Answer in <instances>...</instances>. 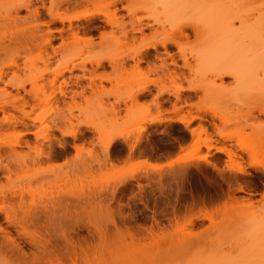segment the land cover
I'll use <instances>...</instances> for the list:
<instances>
[{"label":"rangeland","instance_id":"rangeland-1","mask_svg":"<svg viewBox=\"0 0 264 264\" xmlns=\"http://www.w3.org/2000/svg\"><path fill=\"white\" fill-rule=\"evenodd\" d=\"M11 1L0 0V68L13 58L18 68L4 69L6 75L0 82V105L12 101V96L18 93L19 98L27 102L24 112L39 120L35 122L23 117L10 107L0 112V168L7 165L13 170L8 179L4 177L5 171H0V203L5 198V206L13 209L17 219L28 216L31 221L30 218L33 220L37 216L39 223L34 219V225L35 222L38 224L27 226V230L40 234L42 239L37 240L46 246L44 248L43 244L45 250L37 251L35 245L29 244L14 227H7L0 215L3 232H10L21 248L18 249L27 255L24 261L17 247L9 245L4 238L6 233L2 232V237L0 231V264H32L33 260L36 264H264V232L258 236L259 231L253 229L254 226L258 229L257 222L264 223V88H256L257 82L251 75L253 70L261 78V70H256L253 62L264 53V29L255 22L260 14L259 4L251 0H243L244 4L242 0H234L233 5L237 2L238 5L235 8L231 5L229 9L232 10L216 6L218 18L224 17L227 24L215 26L213 31L205 30L199 37L191 34L188 40H183L193 68L186 72L187 80L165 84L170 93L179 92L180 95L177 104L180 108L173 113L171 104H165L164 111L155 108L152 95L156 88L152 86H149L151 95L135 102L130 100L137 86L147 84L154 76L134 78L126 71L114 73L106 61L102 69L88 63L109 60L120 64L123 61L122 66L128 69L133 65L126 58L132 52L131 47L106 42H130L136 48L138 39H123L116 33L113 38L101 40L94 32L91 46L83 43L76 46L70 44L73 42L68 34L61 37L57 32L69 24L57 22L49 24L56 37L50 48L42 50L32 45L24 48L22 44L34 21L24 20L27 12L22 10L18 14L22 20L11 23L7 18L11 14ZM174 2L179 11L194 8V4L201 9L211 4V0ZM247 2L250 4L246 6ZM44 4L48 7L50 0H45ZM95 6L81 8L76 13L68 9V14L93 12L95 8L105 7L102 4ZM123 6L133 10L134 15L119 10ZM155 6L153 0L117 5L118 21H134V16L147 15ZM65 8L61 7L58 14L64 13ZM42 18L45 22L49 20L46 14ZM230 23L233 27L227 31ZM71 24L83 27L87 23ZM106 30H110L109 27ZM62 39H67L68 44L60 48ZM36 41L38 44L43 40ZM209 46L207 57H201L202 61L205 59L206 67L200 68L197 54ZM64 66L68 69L77 67L71 72H63L53 86L48 85L55 72ZM221 68L235 71L237 82L233 78H224L223 85L228 89L220 96L219 92L218 95L215 93L214 86L220 81L214 72ZM142 69L147 73L148 65L142 64ZM41 73H45L44 79L31 83L30 78ZM103 73L111 74L112 80L96 79L93 91L87 90L84 96L72 98L73 92H81L90 83L87 78H81L83 75L92 77ZM8 81L23 84V89L17 91L6 86ZM63 81L67 82L66 87ZM190 86L198 90L190 92L187 90ZM4 90L9 97L5 96ZM60 90L65 96L58 93ZM36 91H39L38 100L33 96ZM170 100L174 103L172 97ZM15 105L21 108L19 103ZM157 120L161 122L151 124ZM185 121H189L188 126ZM58 129L65 134L76 131L80 136L73 140ZM32 133L38 134L39 140L36 141ZM192 133H198V136ZM44 136L52 138L57 153L60 149L56 147V141H66V155L57 160H40L37 159L40 150H30L23 144L15 148L16 152H10V146L17 141L28 142L30 147L40 146L47 152L48 143L42 141ZM111 139L115 142L107 148ZM240 139L244 145L239 143ZM74 144L78 146V152L73 150ZM240 146L244 150L249 147V152L253 150L257 155L253 163L260 165L256 163L254 168L251 167L252 160ZM218 148L239 156L236 161L241 158L246 174L228 170V158ZM167 154L174 155L170 161L177 163L171 169L164 168L160 174L152 173L154 166H163L170 161L154 164L148 159H138L142 155L152 158ZM202 156L207 158V163L200 160L194 163L195 158ZM33 158L37 160L33 161ZM188 159L193 162H187V165ZM132 171H139L140 176L116 185V181ZM12 193L17 197L13 198ZM19 193L23 194L21 206L17 202ZM242 198H251L253 206L249 210L238 206ZM65 206L69 214L65 213ZM190 218H194L192 224L187 223ZM150 227L154 232L164 229L165 233L160 236L162 240L145 237Z\"/></svg>","mask_w":264,"mask_h":264},{"label":"bare ground","instance_id":"bare-ground-1","mask_svg":"<svg viewBox=\"0 0 264 264\" xmlns=\"http://www.w3.org/2000/svg\"><path fill=\"white\" fill-rule=\"evenodd\" d=\"M133 1L136 2V1H140V0H50V5L48 7H45V4H44L45 0H12L10 3L11 14H9L7 18L10 19L11 23L17 24L22 20V18L19 17L18 14L22 10H24L27 12V16L24 17V20L32 19L34 21V25L29 30V34L26 36V40L24 41V44H22V47H24V48H28L27 47L28 45L38 47L42 50H45L48 47L50 48L52 41L54 39H56V37H54L52 35L53 31L50 29L49 24H54L57 22L62 23V24L64 22H67L69 24L67 26V28H60L59 30H57V32L59 33L60 36L63 34H68L70 37L69 39L71 40V42H73L70 44H76V46H78L80 43H83L86 46H91L93 44V38H94L93 33L94 32L98 33V38H100L101 40L113 38V37H115L116 33L120 37H123V39H125V38L126 39L131 38L132 40H134V38L138 39L137 44H136V48H134V43H130V42L129 43L122 42V41L106 42V44H109V45H117V46L125 45V46H127V48L131 47L132 52L128 56H126V58L130 59L133 65L129 66L128 69H126L125 67L122 66L124 64L122 60H121L122 62L120 64L109 61V60H95L93 62H88V63L91 65L94 64L97 68L102 69V68H104V61H106L109 64V66L113 69L114 73L117 74L120 71H126V73H129L131 76H134V78L147 77L148 74L154 76L155 78L153 80H151L150 82H148L147 84L140 83L137 86L138 88H137V90H135L134 94L130 95V97H129L130 100L135 102L138 99L145 98L148 95H151V90H150L149 86H152V87L156 88V93L154 95H152V97H153L152 103L154 104L155 108L157 110H163L164 111L163 106L165 104H171V106H172L171 112L177 113L179 108H180V107H177V104L180 102L179 92L170 93L168 91V89L165 87V84L167 82L174 83L176 81L187 80V78L185 77V74H186V72L191 71L193 68V66L191 65V62L189 61V59L191 57H189V56L187 57V55L185 53V49L182 45L183 40L184 41L188 40V38L190 37L191 34L194 37H199L202 32L203 33L206 31L209 32L210 30L213 31L212 28L216 29V27L224 26V24L227 21H225L224 17L221 18L222 17L221 14H219V16H221V17L218 18L216 8L217 7L221 8V6H222V9H223V7H225L226 9L225 8L224 9L228 10L231 7V5L235 8V6L238 5V2H237V5H233V2H235L234 0L233 1L232 0H211V4L207 8L201 9V7L199 5L193 3L194 5L193 4L192 5L194 6V8L192 7V8H188L184 11H182V10L179 11L175 8L177 6V4L174 2L175 0H153V4L156 6L147 15L140 16V17L134 16V21H130L127 23L119 22L118 21V15H117V13H118L117 12V5H120L122 3L129 4ZM187 1L189 3V0H187ZM239 1H241V0H239ZM252 1H253V3L257 2L259 4V7H257V9H258V13H260V14H259V18L256 19L255 22H257V24L260 23V26H258V27L264 29V0H251L250 2H252ZM241 2H243V0ZM241 2H239L240 5L242 4ZM250 2H247V4H245V5L247 6L248 3L250 4ZM253 3H251V4H253ZM96 4H102L105 7L102 9L95 8V10L93 12H84L82 14H68V11H69L68 9H70V12L76 13V11H78L81 8H86L90 5L95 6ZM218 4H220V5H218ZM243 4H244V2H243ZM195 5H197V6H195ZM63 6L66 7L64 9V13L58 14V10ZM157 6L161 7V9H158ZM241 7L245 8L244 6H241ZM110 8H112V9L110 10ZM121 9L126 10L128 15H134V11L131 9H128L127 6H123V7L119 8V10H121ZM229 10H232V9H229ZM43 14H46L49 17V20L47 22H45L44 19L42 18ZM178 15H181V17H177ZM80 21H83L87 24L83 27H79L77 25L71 24V22H80ZM95 22H99V23L101 22V23L95 26V25H93ZM106 27H109L110 30L107 31ZM232 27H233V25H232V23H230L229 26L227 27L228 28L227 31L231 30ZM36 39H41L43 41L39 42L37 44ZM67 44H68L67 39H65V40L62 39V45L60 46V48L62 46L67 45ZM209 48H210V46L205 47L203 51H201L199 54H197L198 55L197 59L200 63V68L204 67V65L206 67V63H204L205 59L203 61L201 59L204 57L205 58L207 57V54L209 51L207 49H209ZM198 61H197V64H199ZM253 63H254V67H256L255 68L256 70H261L260 71L261 78L258 77L259 73L252 70V72H254V74H251V75H253L255 77V78H253V76H252V78H253L252 80L254 82L255 81L257 82L258 85L256 84V86H255L256 88L261 86L260 89H262V88H264V53L259 55L258 57H256L254 59ZM142 64L148 65L147 73H145L144 70L142 69ZM11 67L18 68V65L16 64V61L14 58L12 60H10L7 64H4L0 68V82H3V77L6 75V73L4 72V69L5 68L6 69L11 68ZM76 67L77 66H73L70 69H68L67 66L60 67L58 69V71L55 72V74L51 78V80L48 81V85L53 86L55 81L57 80V78H59L63 74V72H66V71L71 72V70L76 68ZM257 67H258V69H257ZM81 69H84V66H81ZM45 73H48V72H45ZM45 73H41V74H38L36 76L31 77L30 78L31 83H34L36 80H43ZM261 73H262V75H261ZM256 74H257V76H256ZM214 75L217 78V80L220 81V83L217 85H215V83L213 82V85H215L214 89L216 88L215 89L216 91L215 90L214 91H215V93L217 92L216 93L217 95L219 92L220 96L223 95V93L226 94L227 92L225 90L228 89L223 85L222 80L224 78H228V77L233 78L234 82L235 83L237 82V80L235 79L236 78L235 71H228V70L221 68V69H217L214 72ZM81 78H83V79L87 78L90 81V83L87 84V86H85L84 88H82L81 92H79V93L73 92L72 98H74L76 96H84V93L87 90L93 91L95 89L94 81L96 79H98L100 81H107V82H110L112 80L111 74H105V73H103L101 75L92 76V77H85L83 75ZM257 78H260V79L257 80ZM5 85L9 86L13 89H16L17 91L19 89H23V84H20V83L8 81L5 83ZM63 85H64V87H66L67 82L63 81ZM75 85L78 86L79 83L75 82ZM253 85H254V83H253ZM187 90L195 93L198 90V88L190 86L187 88ZM263 91H264V89H263ZM3 92L5 93L6 97L10 96V94L6 90H4ZM38 93H39V91H36L33 93L34 98H36L37 100L39 99ZM58 93L61 96H65V94H64L65 92L62 90H60ZM165 96H166V98H165ZM262 96H263V94H262ZM12 97H13L12 101H10V102L5 101L0 105V112H4L5 110H7L8 107H10L11 109L18 111L20 113V115L23 117L31 119L32 121H35V122H37V120H39L38 117H36V118L28 117L27 113L24 112V107L27 105V102H25L23 100V98H19L18 93ZM170 97H172L174 99V103L171 102ZM15 103H19L21 108H18L15 105ZM123 103H125V102L123 101ZM31 108L33 109V107H31ZM215 117H216V115H215ZM181 121H182V119H181ZM153 122L154 123L155 122L160 123L161 121L160 120L151 121V124ZM188 122L189 121H185L187 126H188ZM187 126H185V127H187ZM199 126H200V124H199ZM199 126H198V129H199ZM200 128L202 129V126H200ZM58 130L61 132L62 135H64V136L68 135L73 140L78 139L80 136L79 135L80 133L76 132V131L65 134L60 129H58ZM195 132H197V131L195 130ZM32 134H34V133H32ZM192 134H194V136H196V135L198 136V133L197 134L192 133ZM33 136H34L36 141L39 140L38 134L35 133ZM227 138H229V137H227ZM50 139L52 140L51 137H50ZM50 139L47 136H46V138L44 136V138L42 139V141L48 143V151L47 152L42 150V148L40 146L36 145L34 147H30L28 142L20 143V141H17V142L15 141L16 143L12 144L11 145L12 147L10 146V149H11L10 152L12 153V151H13V153H14V152H16V150H15L16 147L19 148V147L24 145V147H27L28 149L33 150V151L34 150L35 151L40 150V152H38V154H37L38 155L37 159L38 158L39 159L40 158H46V160H48V161L53 160V159L57 160V159H60L59 157H62L63 154L66 155V151H67L66 147L68 145L67 142L64 140H57L56 141V147H58L60 149L59 150L60 152L58 151V153H57V152H55L53 142ZM206 140H205V142H206ZM239 141L238 142L240 144L244 145V142L242 141V139H240ZM241 141H242V143H241ZM114 142H115L114 139L109 140L106 147L107 148L111 147ZM136 142H137V140H136ZM21 144H23V145H21ZM54 144H55V142H54ZM206 146H207V149L210 148L209 145H206ZM72 147H73L74 151H76V150H77V152L79 151L77 145L74 144V146H72ZM240 148H241V146H240ZM245 148L247 150L249 149V147L248 148L245 147ZM246 149L244 150V148L243 149L241 148V150H243V152H245L247 154V157H249L252 160V162H250V165H252L251 167L256 166V163L258 165H260L259 162L253 163L254 160H257L256 153H253V150L249 152L250 149L248 150V152H246L247 151ZM219 150H220V152L224 153L225 156L228 158V162L230 163V164H228V167H230V169H228V170H231L234 173L237 172V174H239V173L243 174V175L246 174V172L244 171V168L242 167V163L240 162L241 158H240V161L238 162L239 156H237L232 151L225 150L224 148L223 149L220 148ZM260 155H262V154H260ZM204 157L202 156L200 158L198 157V158H195L194 160L193 159L192 160L194 161V163L196 160H197V162H198V160H200V162L204 161V163H207L208 161L205 160L207 158H204ZM37 159L35 158V160H37ZM236 159H238V160L236 161ZM35 160L33 158V161H35ZM192 160L190 161L188 159V161H185V164H187V162H190V163L193 162ZM205 161H207V162H205ZM176 163H177L176 161H172V162L170 161L163 166H154L152 173L153 172L154 173L155 172L161 173L164 168L171 169L174 167V165ZM190 163H189V165H190ZM98 165H100V163ZM208 165H209V163H208ZM195 166H196V164H195ZM25 167H27V166H25ZM255 168H257V167H255ZM0 169H1L0 171H2V170H3V172L5 171L4 177H6L7 179H8V176L10 178V175L13 173V170H11L7 165L3 166ZM89 170H90V168L87 171H89ZM139 173H140L139 171H132L131 173L123 176L118 181H116V185L117 186L123 185L125 182H128L129 180L136 179L137 177L140 176ZM116 185L114 186V188L117 187ZM113 189H112V191H113ZM240 190H242V189L240 188ZM22 195L20 194L18 196L19 199L17 198L18 199V201H17L18 205H20V206L22 205L21 203L23 202V201H21ZM12 196H13V198L17 197L15 195V193L14 194L12 193ZM248 196L250 197L251 195L248 194ZM234 201H235V199H234ZM234 201H232L233 204H234ZM241 201H242V202H240L241 204L239 203L238 206H241L242 210H243V208L249 210V208H251L253 206L251 198H244V199L242 198ZM19 202H21V203H19ZM232 203L230 202V204L228 206L230 207V205ZM23 205H24V203H23ZM241 207H239V208L241 209ZM19 208H21V207H19ZM63 208L65 211L66 206ZM231 208L232 207H230V209ZM66 212H67V214H69V209L67 211H65V213ZM0 215L3 216L4 222L6 223L7 227H14V229H16V231L18 233H21V236L26 238L25 240H28L29 244H31L32 246L35 245L34 247H36L35 249L37 251H38V249L45 250L44 248L46 246V243L44 244L43 242H41V240H40V239H42V237L40 238L41 235L38 234V235H40V236H38L36 234L37 233L36 231L35 232L32 230H31L32 232L28 231L29 230L28 227H32L34 225V221L38 219L37 216L33 217L35 219V220L33 219L34 221L31 218H30L31 221H29L28 216H25V217L23 216V218H21L22 220L17 219L16 214L14 215L13 209L10 208V206L9 207L5 206V198H2L1 203H0ZM199 217L200 218H202V217L207 218L208 216L207 217L206 216H199ZM199 217H198V219H199ZM38 221L39 220H37V222ZM37 222H35V225L39 223V222L38 223ZM193 222H194V218H190L187 220L188 224H192ZM260 222H257L258 224L256 223V227H258V229H255V226L253 223L254 231H259V234H258V232L255 233V235L258 234V236L262 235L264 232V223L263 222L260 223ZM257 225L260 226V229H259V226H257ZM156 226H158V223ZM17 229H19V231ZM4 230H5L4 227L1 228V225H0L1 233ZM163 232H164V229L162 230V228H159V229H157V232H154L153 227H150V229L146 232L147 236H145V237L150 238L151 240H153V239L159 240L161 238L160 236L163 235ZM3 233H4V235L6 233V237H4ZM3 233L1 234V235H3L2 237L7 238L6 240H7V242L9 241V243H8L9 245L11 244L12 247L13 246L17 247V249L20 248L19 246L16 245L14 237L11 235L10 232L5 231ZM250 234H251V232H250ZM63 237L65 238L64 235L62 236V238ZM145 237H144V239H146ZM37 238H40V239L37 240ZM162 238H163V236H162ZM140 239H141V237H140ZM160 240H162V239H160ZM156 243H157V241H156ZM43 244H44V248H43ZM13 249L14 248H12V250ZM20 249H18V250L20 251ZM20 255L22 256L23 260L25 261V258L27 257V255L22 251H20ZM33 255H35V254H33ZM33 255L31 254V256H33ZM38 258H39V256L37 257V259ZM34 259L36 260V258H34ZM20 260H22V259L20 258ZM31 260H33V257ZM34 262H35L34 260L31 261L32 264H34ZM35 264H36V262H35Z\"/></svg>","mask_w":264,"mask_h":264},{"label":"crops","instance_id":"crops-1","mask_svg":"<svg viewBox=\"0 0 264 264\" xmlns=\"http://www.w3.org/2000/svg\"><path fill=\"white\" fill-rule=\"evenodd\" d=\"M138 159L140 160H144V159H148L151 163H154V164H165V162H168L170 161L171 159H174V155H170V154H167V155H156L152 158H149L148 156H139Z\"/></svg>","mask_w":264,"mask_h":264}]
</instances>
